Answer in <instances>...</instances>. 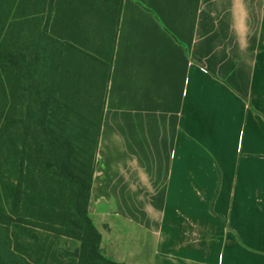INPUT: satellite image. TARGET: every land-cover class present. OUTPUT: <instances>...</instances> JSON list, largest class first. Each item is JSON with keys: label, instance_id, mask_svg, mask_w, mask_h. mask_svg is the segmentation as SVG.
Returning <instances> with one entry per match:
<instances>
[{"label": "crops", "instance_id": "crops-1", "mask_svg": "<svg viewBox=\"0 0 264 264\" xmlns=\"http://www.w3.org/2000/svg\"><path fill=\"white\" fill-rule=\"evenodd\" d=\"M26 1L46 6L32 18L41 29L56 4L63 34L96 46L117 34L99 149L106 136L141 166L130 194L143 208L138 220L97 211L111 203L97 169L89 211L104 254L120 264H264V0ZM116 218L143 230L132 259ZM25 227L32 261L48 245L66 264L80 247Z\"/></svg>", "mask_w": 264, "mask_h": 264}, {"label": "trees", "instance_id": "trees-1", "mask_svg": "<svg viewBox=\"0 0 264 264\" xmlns=\"http://www.w3.org/2000/svg\"><path fill=\"white\" fill-rule=\"evenodd\" d=\"M16 1L0 0V177H7L0 188V264H61L64 255L47 245L33 261L19 252L20 229L29 225L80 242L67 256L73 264H120L104 254L89 211L117 34L108 36L111 43L100 37L89 55L83 37L59 31L58 5L49 6L41 29L32 18L43 19L46 6ZM87 58L100 67L89 71L82 66Z\"/></svg>", "mask_w": 264, "mask_h": 264}, {"label": "rangeland", "instance_id": "rangeland-1", "mask_svg": "<svg viewBox=\"0 0 264 264\" xmlns=\"http://www.w3.org/2000/svg\"><path fill=\"white\" fill-rule=\"evenodd\" d=\"M10 22H11V16H10ZM13 33L14 30L12 27H10V37L11 34ZM75 40L77 41V38H75ZM82 40L84 41V44L82 45V47L84 48L83 50L85 53H88L89 55H92V52H97V48L100 47V45L96 46L95 44L97 37L86 36L81 38V42ZM102 40H107L108 42L111 43V37H107L106 39L102 38ZM78 54L82 57L80 53ZM105 58L109 60L110 55L106 53ZM82 66L86 67L89 71L98 69L100 67V65L97 64L91 58H87L84 61H82ZM105 80H106V71L105 72L103 71V80H102L101 88L105 87ZM69 95L71 98L79 95V90L74 84L69 85ZM71 104H73V102H71ZM3 137L4 134H0V141L3 140ZM127 151L128 150L126 149V147L121 145L120 143L118 145L117 144L110 145L107 141V137L105 136L103 146L101 149H99L98 152L96 165H97V169L101 172L100 179L102 181L101 182L102 187L104 188V190L111 191L110 193L111 203L108 204L110 205L108 207L107 203L101 200L100 203L96 205L97 206L96 210L106 211V209L109 208L111 211H116L118 209H122L125 213L127 211V213L131 214L134 217V219L138 220L139 218H137L134 214H136L137 210L143 208V197H138L136 194L132 196L133 194H130V192H133L134 189H139L141 186V183L138 182L140 181L139 176L141 172V166L139 164H133V162L131 163L130 160L131 155H129ZM31 176H35V174H31ZM6 178H4V180L2 181L0 177V188H4V183H6ZM1 194L7 196L5 193H1ZM35 207L33 206L32 208L34 210H38V208ZM140 215L142 214H138V216ZM115 221L119 223L117 228L118 227L123 228V229H117V232L123 234L125 238V247H126L125 249L128 252L126 254V258L128 259V257H131L132 259L133 257H135V254L132 255L133 251L134 253H137L139 255L141 249H143V230H141L140 227L137 226L136 224L134 225L132 224L133 225L132 228L127 227L124 224L125 221L122 218H116ZM20 231H21V233L19 232L20 237H18L16 241L17 249L19 250L20 253L28 252V250H30L29 244H31V242L29 241L30 234L27 237L24 236L28 232V229L26 227H23L22 229H20ZM125 233L126 235H124ZM40 240L42 241L41 238ZM53 241L54 240L52 239L45 240V242H50V243H52ZM35 243L37 244L39 242H35ZM59 247L60 249L62 248L65 249V246H62V244L60 243H59ZM68 247L69 250L72 251L71 247H73V245L69 244ZM107 250L108 247H106L105 252ZM27 254L29 253H25L26 256ZM53 258L56 261V263L61 262L60 259L57 258V255H54ZM67 264H73V260L69 258Z\"/></svg>", "mask_w": 264, "mask_h": 264}]
</instances>
